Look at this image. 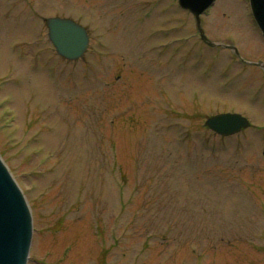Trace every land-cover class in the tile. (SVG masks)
Instances as JSON below:
<instances>
[{
	"label": "rangeland",
	"instance_id": "rangeland-1",
	"mask_svg": "<svg viewBox=\"0 0 264 264\" xmlns=\"http://www.w3.org/2000/svg\"><path fill=\"white\" fill-rule=\"evenodd\" d=\"M214 5L204 17L212 39L235 44L243 59L264 58L246 0ZM56 15L89 31L75 62L48 39L45 18ZM194 31L175 0H0V155L36 207L31 264H264V73L232 61L229 49L199 47ZM230 108L251 118L250 129L220 139L204 128L205 117ZM147 154L158 171L193 157L171 194L205 183L220 217L162 220L171 209L133 167ZM196 159L226 184L229 162L260 170L238 169L244 181L230 189L198 174ZM118 183L126 213L114 242Z\"/></svg>",
	"mask_w": 264,
	"mask_h": 264
},
{
	"label": "water",
	"instance_id": "water-1",
	"mask_svg": "<svg viewBox=\"0 0 264 264\" xmlns=\"http://www.w3.org/2000/svg\"><path fill=\"white\" fill-rule=\"evenodd\" d=\"M211 0H180L194 16L202 12ZM258 22L264 30V0H252ZM49 37L59 54L76 58L87 43L85 31L69 19L49 18L46 20ZM206 124L220 134H231L241 126H247L245 119L236 114H220L210 118ZM29 234L28 216L23 200L0 163V264H23L24 242Z\"/></svg>",
	"mask_w": 264,
	"mask_h": 264
}]
</instances>
